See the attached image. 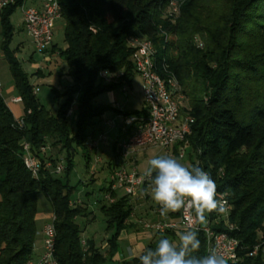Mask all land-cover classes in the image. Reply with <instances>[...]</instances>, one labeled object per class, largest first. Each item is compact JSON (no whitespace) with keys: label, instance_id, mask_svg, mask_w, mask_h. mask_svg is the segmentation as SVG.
Here are the masks:
<instances>
[{"label":"trees","instance_id":"1","mask_svg":"<svg viewBox=\"0 0 264 264\" xmlns=\"http://www.w3.org/2000/svg\"><path fill=\"white\" fill-rule=\"evenodd\" d=\"M23 1L15 0L0 10L2 49L23 112V126L18 127L0 94V264H27L32 258L41 193L52 207L54 256L59 264H104L112 260L120 232L133 226L129 221L133 204L128 196L112 191L113 202L99 200L106 231H112L102 253L92 238L81 236L76 222L78 216L90 214L86 204H69L76 188L69 183L76 150L81 148L88 168L91 154L86 141L94 132L93 119L113 109L93 103L99 93L117 87L97 82V76L102 71L122 72L121 80L130 87L136 72L126 40L132 35L152 42L159 74L173 75L179 84L176 93L190 97L191 130L184 141L172 146V151L177 155L181 145H189L196 157L195 166L210 174L218 193H226L228 220L234 227L229 233L242 246L240 260L232 264H264V250L255 256L246 255L261 240L259 232L264 239V93L256 95L258 91H254L244 97L241 75L234 71L241 68L253 72L251 79L264 86V0H184L175 20L164 16L169 0H58L66 44L59 54L66 62L71 84L62 94L53 89L56 96L65 97L56 114L40 103L28 73L16 54L6 48L13 30L9 17ZM207 3L211 7L203 12ZM260 36V46L250 51V41ZM195 39L205 48H197ZM49 48L54 51L56 47L52 43ZM171 50L174 55H170ZM76 94L77 118L72 131L69 110ZM244 100L248 110L241 113L238 105ZM143 112L140 108L128 114ZM179 112L181 115L180 107ZM22 141L30 144L42 163L63 158L64 173L54 176L42 168L34 178L22 160ZM41 146L49 148L46 154L40 153ZM112 148L118 154V141ZM101 190L104 193L109 188ZM213 228L228 231L222 224ZM161 236L175 239L173 232ZM198 236L201 247L195 255L201 256L205 236L202 231ZM156 240L145 248H154ZM137 257L119 264H139Z\"/></svg>","mask_w":264,"mask_h":264},{"label":"built area","instance_id":"2","mask_svg":"<svg viewBox=\"0 0 264 264\" xmlns=\"http://www.w3.org/2000/svg\"><path fill=\"white\" fill-rule=\"evenodd\" d=\"M15 0H0V10L14 3ZM184 0H169L164 11V16L171 20H175L180 14V6ZM23 19V29L31 38L36 51L44 53L53 43V32L55 22L61 18V11L58 0H42L41 6L28 5L27 0L19 6ZM127 46L131 50V59L135 72L141 79V97L142 109L141 114H124L123 128L126 135L118 142V156L111 161L109 170V181L107 187L109 191L103 193V200L111 203L115 198L111 195L112 191L119 192L128 196L130 199L137 196L141 192L143 199L149 195H142L147 188V181L141 180L146 172L148 163L142 169H139L135 161L130 160L131 157L143 154L152 150L156 154L163 152L172 155L171 148L177 142L185 140L187 134L190 133L193 118L189 115L181 117L179 105L174 98L175 93L179 90V84L173 75L163 77L159 74L155 65V49L152 42L146 38L139 36H129L126 40ZM110 77L121 82L120 88L123 93L128 91V85L125 80H121L122 72L102 71V77L108 74ZM1 94V90H0ZM21 97L18 95L11 98V102L20 103ZM72 109L69 110V114ZM15 118V124L18 127L23 126L22 116ZM105 140V135L100 132L97 135L89 136L86 146L89 151L98 147L100 141ZM186 143L180 147L178 154L183 156V150ZM40 153L46 154L49 148L47 146L40 147ZM22 160L24 166L30 171L34 178L39 176L42 168L47 169L52 175L59 176L64 173L66 163L63 158L53 162L46 159L44 163L40 161L32 150L27 141H22ZM155 154V155H156ZM98 157L95 162H99ZM108 164V163H107ZM95 174V169L91 171V175ZM81 203L80 199L69 200L70 205ZM160 213L159 205L156 206ZM228 210L230 204L228 203ZM176 217L167 216L148 219L143 222L145 229L155 232L157 235L167 232L176 233L186 227L184 215L181 212L175 213ZM226 221L222 219V214L214 212L209 214L206 224H194L199 231L205 236L206 255L209 250L216 248L225 254L228 264L236 263L240 260L242 249L240 240L231 235L229 231L233 230V225L229 222L225 215ZM54 216L43 226V253L36 260H29L27 264H59L54 256L55 227ZM222 224L228 231L215 230L213 226ZM85 244L84 239L81 240ZM264 250V242L253 245L246 255L255 256L259 251Z\"/></svg>","mask_w":264,"mask_h":264},{"label":"rangeland","instance_id":"3","mask_svg":"<svg viewBox=\"0 0 264 264\" xmlns=\"http://www.w3.org/2000/svg\"><path fill=\"white\" fill-rule=\"evenodd\" d=\"M28 5H34L33 2L27 1ZM211 7L210 3H207L203 6V12ZM23 19L21 15L20 7H18L9 17V24L13 27L12 37L7 45V50L9 52H14L16 57L22 64L24 70L28 73L31 83L33 84L34 92L39 99L40 103L49 110L50 113L56 114L61 104L65 101V97L60 95L56 96L53 89L58 90L62 94L65 90L66 84L63 81V78L66 76V62L59 50L64 49V21L62 18H59L55 22L54 32H53V43L55 45V50L52 51L51 48H48L47 52L41 53L35 50L34 45L31 41V38L23 29ZM168 39H174L172 36H168ZM260 38L252 39L250 41V51H255L261 44ZM3 41V25L1 23L0 17V90L1 95L6 102V104L14 110L13 113L18 114L17 107L20 109V116H22V103H12L11 98L18 96V92L14 86L13 78L9 70L7 60L4 57V51L2 49ZM197 42V48L203 49L202 41L195 39ZM175 51L171 50L170 55H174ZM241 75V90L244 97H250L254 94V91H258L259 95L264 93V86L261 83L257 82L254 78L251 79L253 72L242 70L241 68H236L234 70ZM111 74L109 73L105 77H102L101 72L97 76V82L103 84H111ZM261 91V92H260ZM121 88H116L114 90H106L99 93L93 103L96 105H106L112 107L116 102H113L112 95L119 97V102L121 107H117L118 111L107 110L103 112L100 116H96L93 119V131L96 134L102 132L105 135V140L98 143V147L95 148L91 153L93 161L90 162L89 167L85 165L83 159L82 150L80 147L77 148L76 154L74 155V168L69 176V183L76 188L71 194V198L74 199L77 197L78 192H90L88 201L86 203L88 212L90 214L84 216H78L76 222L78 226L83 230L84 236L93 238L98 246L101 245L104 238L109 234L106 231V222L103 213L100 210V205L98 203L99 199H102V190L101 188L106 186L109 181L108 169L105 167L106 162L110 160L113 156V144L116 140H119V137L122 136L123 128V116L130 112H134L136 109L141 108L142 103L139 98V95L133 92H126L128 96V103L122 100L120 95ZM125 94V93H124ZM254 96V95H253ZM175 100L177 101L180 110L181 117L189 115V104L190 97L183 96L180 91L174 95ZM77 94L74 97V100L71 104L72 112L69 114V127L72 131L75 129L76 118H77ZM113 108V107H112ZM246 100L242 101L241 105H238L239 112L244 113L247 109ZM112 111L113 115L110 117L108 112ZM121 138V137H120ZM95 154H98L101 157L100 161L102 163L95 162ZM163 155V152L159 156ZM174 156L180 160L181 163L185 164L188 167L195 166L196 157L193 155L192 148L189 145H185L183 150V156L179 154L169 155ZM62 157V156H61ZM95 169L94 180L91 181V171ZM84 198V194L82 195ZM140 207L136 208V214L139 215ZM146 208L144 209L145 212ZM52 207L49 201L45 199L44 194L38 195L37 210L36 214L38 215V226L42 223L43 220L51 216ZM226 217H229V210L222 214V219L226 221ZM206 224V223H204ZM133 232V231H132ZM260 241L258 243L264 242L262 239V232H259ZM149 238L145 237L142 241L145 244L149 242ZM123 251L125 255L128 256L127 247H125V241L119 242V254L122 257ZM37 253L32 251V260L36 261ZM118 257V258H120ZM104 264H118V260L112 259L106 261Z\"/></svg>","mask_w":264,"mask_h":264},{"label":"clouds","instance_id":"4","mask_svg":"<svg viewBox=\"0 0 264 264\" xmlns=\"http://www.w3.org/2000/svg\"><path fill=\"white\" fill-rule=\"evenodd\" d=\"M141 180L147 181L142 195H150L159 205L161 217L181 212L186 227L175 233V239L161 236L154 248H144L137 257L139 264H228L225 254L216 248L206 255H195L201 241L193 225L206 223L213 212L224 214L228 210L226 193H218L207 171L188 167L174 156L161 155L148 161Z\"/></svg>","mask_w":264,"mask_h":264},{"label":"crops","instance_id":"5","mask_svg":"<svg viewBox=\"0 0 264 264\" xmlns=\"http://www.w3.org/2000/svg\"><path fill=\"white\" fill-rule=\"evenodd\" d=\"M41 2H42V0H35V1H33L34 5L35 6H38V7L41 6ZM65 47H66V44H65L64 48ZM111 79H112V82L111 83L112 84H117V87L116 88H120L119 82L117 80L113 79V77H111ZM63 81L66 83V84H64L65 86H68V85L71 84V78L68 75H66L63 78ZM140 88H141V79H140L139 75H137V73H135L131 77V85L128 88V91L138 94L139 95V98L141 100V103H142V97H141ZM120 95L122 96V100H124V102H126V103L129 102L128 101V96L126 95V93L124 94L121 91L120 92ZM112 100H113V102H116L112 106L113 107V111L114 110L115 111H118L117 110V107H121V103L119 102V97L113 94L112 95ZM16 104H18V103H16ZM8 108L10 109V111L12 112V114H13L14 117L20 116V109H19V107H17V111H18V114L17 115L15 114V112L13 113L14 110H11V108L9 106H8ZM139 109H136V110H139ZM108 113H109L108 115L110 117L113 115L112 111H110ZM92 135L95 136L97 134H96V132H93ZM125 135H126V133H125ZM120 137H119V140H116V141L119 142L123 138L122 136H120ZM180 147H179V149H180ZM93 150H91L90 152H92ZM160 153L161 152H159V153L156 154L155 151L149 150V151H146L143 154H139V155H136V156L131 157L130 160L135 161V164L138 166V168L139 169H142L144 166L147 165V163H148V161L150 159L159 156ZM171 153L174 154V152L172 151V148H171ZM117 155L118 154L115 153V151H113V156L110 158L109 161H113L115 158H117ZM163 155H167V154L163 153ZM95 156L98 157L99 159H101V157H99L98 154H95ZM92 161H93V158L91 156V162ZM102 162L103 161H99L97 163H102ZM108 162H106V166H105L106 168H107V163ZM108 173H109V170H108ZM142 188L143 189H146V186H143ZM83 194H84V198L82 196ZM89 195H90V192H87V191L86 192H83V191L82 192H78L77 197L74 198V199H80L81 203L86 204L87 201H88ZM45 199L48 201V199L46 197H45ZM99 200H101L102 202H105L103 200V197H102V199H99ZM99 200H98V203L100 204ZM131 203L133 204V213H132L131 217L129 218V221L133 223V226L130 227V228H128V229L122 230L120 232L119 236H118V251H117V253L113 257V259L118 260V264L121 261H123V260H130L131 258H133L135 256H138L140 254V252L145 248V246L150 241H155L159 237V235H157L155 232H153L151 230H148V229H145L144 226H143V222L145 220L155 219V218L161 217L160 213H158V211L156 209L157 204L152 200L151 196L149 195L147 198L143 199L141 197V192H140V193H138L137 196L131 198ZM137 207H140V209H139L140 211L138 213L139 215L136 214L137 213L136 212V208ZM145 208H146V210L144 212V209ZM52 216H53V212H51V216H49L48 218H46L45 220H43L42 223L39 224V226H38V223H37L38 222V219H39L38 218V215L36 214V216H35L36 226H37V234H36L35 239H34L33 250H34V252L37 253L36 260L43 253V233H42V228L52 218ZM168 216L169 217H172V218H175L176 217L175 216V213H170ZM108 232H109V234L104 238V240L102 241L101 245L98 246L96 244V246L99 247V249H100V251L102 253L107 249V242L106 241H107V238L112 234V231H108ZM81 236L84 239H88L89 238V237H85L84 236L83 230L81 232ZM145 237H148L149 240H150L147 244H145L143 242H140ZM124 241H125V247H127L128 256H126L127 254L125 255V252L123 251V253H122L123 256L120 257V255H118L119 254V242H124ZM118 257H120V258H118ZM31 260H32V258H31Z\"/></svg>","mask_w":264,"mask_h":264}]
</instances>
